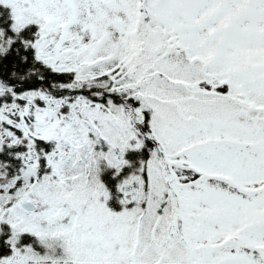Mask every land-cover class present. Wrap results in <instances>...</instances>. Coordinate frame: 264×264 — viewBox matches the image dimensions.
<instances>
[{
	"label": "snow or ice",
	"instance_id": "obj_1",
	"mask_svg": "<svg viewBox=\"0 0 264 264\" xmlns=\"http://www.w3.org/2000/svg\"><path fill=\"white\" fill-rule=\"evenodd\" d=\"M0 264H264V0H0Z\"/></svg>",
	"mask_w": 264,
	"mask_h": 264
}]
</instances>
